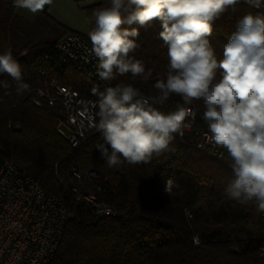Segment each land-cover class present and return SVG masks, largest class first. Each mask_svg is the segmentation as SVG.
I'll return each mask as SVG.
<instances>
[{"label": "trees", "instance_id": "trees-1", "mask_svg": "<svg viewBox=\"0 0 264 264\" xmlns=\"http://www.w3.org/2000/svg\"><path fill=\"white\" fill-rule=\"evenodd\" d=\"M109 6L110 0H98L87 9L94 12ZM13 8V0H0V54L12 50L29 89L18 94L15 82L0 74V81L9 84L7 89L0 86V156L25 169L73 214L49 264H264V216L254 203L241 204L228 196L226 188L233 178L228 155L223 161L215 160L176 136L169 151L153 155L148 163L110 168L97 150L103 140L96 128L78 146L67 143L56 130L64 117L61 107L43 99L41 106L36 105L32 101L35 89L50 90L48 82L54 79L96 101L93 87L104 88L88 82L72 67L55 71L48 60L38 64L55 42L28 41L20 48L11 47ZM256 11L240 3L235 12L228 9L215 21L209 40L218 58L237 20ZM133 26L140 32L133 55L153 75L147 82L126 74L107 83L131 84L142 95L154 96L153 84L166 78L168 65L167 47L158 35L163 30L161 22ZM177 103L183 101L173 95L159 107L167 113ZM192 105L193 129H206L202 101ZM72 165L98 171V184L103 187L100 197L117 211L116 216L95 215L90 206L74 201L65 186ZM169 179L173 183L167 191Z\"/></svg>", "mask_w": 264, "mask_h": 264}, {"label": "clouds", "instance_id": "clouds-1", "mask_svg": "<svg viewBox=\"0 0 264 264\" xmlns=\"http://www.w3.org/2000/svg\"><path fill=\"white\" fill-rule=\"evenodd\" d=\"M240 3L257 9L236 22L235 31L217 57L209 40L213 24ZM53 0H13L17 9L32 14ZM95 27L88 32L90 55L97 59V75L110 82L131 74L147 82L153 75L133 53L139 47V28L161 22L159 38L167 47V73L158 79L154 96H144L131 84H116L97 96L94 127L103 142L97 150L107 166L148 163L153 155L169 151L177 135L195 122L185 105L202 101V119L209 140L227 150L233 178L226 192L241 204L254 203L264 213V0H110L93 12ZM0 74L15 82L18 94L27 91L21 65L9 48L0 54ZM7 89V81H0ZM173 95L182 99L174 111L163 112ZM187 121V123H186ZM173 181H167L170 191Z\"/></svg>", "mask_w": 264, "mask_h": 264}, {"label": "built area", "instance_id": "built-area-1", "mask_svg": "<svg viewBox=\"0 0 264 264\" xmlns=\"http://www.w3.org/2000/svg\"><path fill=\"white\" fill-rule=\"evenodd\" d=\"M90 48L91 43L82 34L69 31L55 42L52 51L41 56L38 64L48 60L55 71L72 67L88 82L105 88L108 83L98 77V61L87 51ZM48 84L50 90L35 89L32 101L41 106L43 99L51 106L61 107L64 117L58 120L56 130L70 146L76 147L95 130L96 101L82 96L71 85L54 79ZM185 106L195 112L192 104ZM174 110L170 107L168 112ZM194 123L184 130L183 136L177 135L180 142L223 161L227 150L209 140L208 128L194 130ZM99 179L96 169L72 165L65 186L75 202L90 206L95 215L116 216L117 211L100 197L103 187L98 184ZM72 216L65 203L45 192L25 169L10 158L0 156V264H49L61 240L63 227Z\"/></svg>", "mask_w": 264, "mask_h": 264}, {"label": "crops", "instance_id": "crops-1", "mask_svg": "<svg viewBox=\"0 0 264 264\" xmlns=\"http://www.w3.org/2000/svg\"><path fill=\"white\" fill-rule=\"evenodd\" d=\"M77 7L82 8L84 14L90 13L91 24H95L93 12L87 7L95 4L98 0H90V4L86 1L74 0ZM88 3V4H86ZM63 1L53 0L51 6H46L42 12L32 14L27 10L13 8V18L9 29V41L13 48H20L26 42H56L65 33L67 28H63L61 33H53L52 24H68L63 17ZM76 31V30H74ZM84 33L82 31H77ZM85 34V33H84Z\"/></svg>", "mask_w": 264, "mask_h": 264}, {"label": "rangeland", "instance_id": "rangeland-1", "mask_svg": "<svg viewBox=\"0 0 264 264\" xmlns=\"http://www.w3.org/2000/svg\"><path fill=\"white\" fill-rule=\"evenodd\" d=\"M62 1L64 3L62 5V8L64 9L62 18L68 24H60V25L52 24L53 33H56V34L61 33L63 28H67L68 30H66L65 33L69 31H74V30H76V32L82 31L85 34L80 33V32L78 33L82 34L85 38L89 39L88 32L91 31L92 28L95 27V24H91L90 13H87V15L84 14L85 11L82 8L77 7L74 0H62ZM86 2H88L89 4L90 2L92 3V1L90 0ZM91 5L92 4H90V6Z\"/></svg>", "mask_w": 264, "mask_h": 264}]
</instances>
